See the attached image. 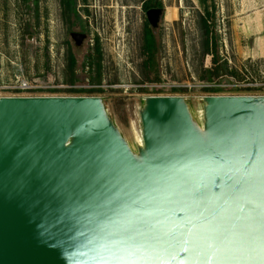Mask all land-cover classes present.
<instances>
[{"label":"water","instance_id":"1","mask_svg":"<svg viewBox=\"0 0 264 264\" xmlns=\"http://www.w3.org/2000/svg\"><path fill=\"white\" fill-rule=\"evenodd\" d=\"M196 103L130 140L103 97H0V264H264V95Z\"/></svg>","mask_w":264,"mask_h":264},{"label":"rangeland","instance_id":"2","mask_svg":"<svg viewBox=\"0 0 264 264\" xmlns=\"http://www.w3.org/2000/svg\"><path fill=\"white\" fill-rule=\"evenodd\" d=\"M144 3L77 0L81 19H75L62 15L60 0H0V83L19 76L52 87L48 94L103 97L130 140L140 130L139 106L145 97L183 96L197 107V98L212 94L197 87L208 81L251 84L264 94V0H207L221 63L229 69L219 78L207 73L213 65L199 24L202 0H162L165 15L155 31L153 65L143 50L146 29H151ZM80 25L87 27L89 39L77 49L68 30L78 31ZM96 40L103 52L100 83L89 62ZM71 86L98 87L103 93L73 92L66 88Z\"/></svg>","mask_w":264,"mask_h":264},{"label":"trees","instance_id":"3","mask_svg":"<svg viewBox=\"0 0 264 264\" xmlns=\"http://www.w3.org/2000/svg\"><path fill=\"white\" fill-rule=\"evenodd\" d=\"M202 3L204 4L205 10L204 13L201 14L200 16V27L201 31L203 34V45H204V50L205 53L209 56L212 57V69L208 70L207 73L210 76L213 77H224L226 73L228 72V64L227 62H222L219 56V37L216 32V25H215V15L214 13L211 12L207 0H202ZM67 10H68V15L72 12H76V5L71 6V3L68 2L67 4ZM155 8H163V3L162 0H145L144 3V9L146 11H149L150 9H155ZM77 18L81 19L79 14H77ZM144 53L148 56L147 59V64L148 65H153L155 61V55H156V50H157V38L156 34L152 29L147 27L146 32H145V40H144ZM89 62L91 66L96 68V71L98 72V78L96 82L100 83L101 82V70H102V62H103V52L101 45L99 43V40H96L93 53L89 55ZM71 66L74 67L76 64V59L72 55L71 56ZM209 83H214L213 81H208ZM230 81H221V82H216V83H227ZM79 93L83 92H89L90 95L93 94H101L103 93L102 90H88V91H78Z\"/></svg>","mask_w":264,"mask_h":264},{"label":"built area","instance_id":"4","mask_svg":"<svg viewBox=\"0 0 264 264\" xmlns=\"http://www.w3.org/2000/svg\"><path fill=\"white\" fill-rule=\"evenodd\" d=\"M197 87L207 90L212 93L210 95H264L263 93H257L255 90L257 86L249 85H238L232 82L227 83H203ZM69 91L78 92V91H88L97 89L98 87L91 86L90 89H84L85 87L71 86L66 87ZM52 87L35 85L30 83L28 80L22 79L17 76L13 81L7 83H0V97H34V96H67V95H58V94H48V91ZM254 92V93H253ZM72 96V95H68ZM79 96V95H75Z\"/></svg>","mask_w":264,"mask_h":264},{"label":"flooded vegetation","instance_id":"5","mask_svg":"<svg viewBox=\"0 0 264 264\" xmlns=\"http://www.w3.org/2000/svg\"><path fill=\"white\" fill-rule=\"evenodd\" d=\"M28 1V0H26ZM68 2L71 3V6L73 7L74 4L76 5V12L77 14L79 13L78 12V4H77V0H60V9H61V13L62 15L64 16H69L68 15V10H67V4ZM155 9H158V8H155ZM151 10V9H150ZM76 12H72L70 14V18H75V19H78L77 18V15H76ZM74 24H72L73 26ZM70 26L69 27V30H68V33H69V36L71 38V40L73 41L72 43L75 45V47L80 48L84 45V43L89 39V35L87 33V27L86 26H83V25H80V29L78 31L74 30V27ZM155 33V31H154ZM156 34V33H155ZM76 35V36H75ZM95 46V45H94ZM93 46V47H94ZM73 46L72 48L70 49V52H73Z\"/></svg>","mask_w":264,"mask_h":264}]
</instances>
